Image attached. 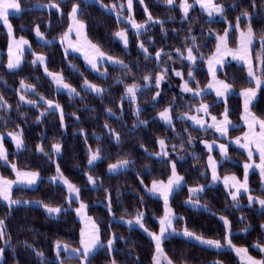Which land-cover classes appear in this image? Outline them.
<instances>
[{
  "label": "trees",
  "instance_id": "1",
  "mask_svg": "<svg viewBox=\"0 0 264 264\" xmlns=\"http://www.w3.org/2000/svg\"><path fill=\"white\" fill-rule=\"evenodd\" d=\"M216 1L224 12L221 17L211 19L196 5L190 8L187 16H183L177 3L172 6L166 0H143L140 5L138 0H134V20L144 23L151 14L153 20L162 23H146L145 29L139 33L127 29L129 40L125 48L114 37L117 30L126 28L122 18L127 11L125 0H19L21 13L10 18L15 35L27 38L32 52L45 56L47 69L60 73L65 82L76 88L78 95L70 97L55 90L42 67L33 64L31 52H27L18 69L8 70L4 61L7 40L0 29V97L3 98L0 105L6 103L8 106H0V132L19 129L25 145L15 151L11 142L4 139L9 153L7 161L15 164L17 169L36 171L40 175L35 187H16L12 190V197L38 200L67 209L57 216H49L39 205L20 204L9 208L0 201V219L5 221V238L0 240V248L3 249L0 264H67L79 260L65 257L62 251L59 254L61 259H56V242L79 246L81 228L73 208L67 207L65 189L49 179L55 174L57 165L80 189V200L86 204L87 213L98 225L101 240L105 243L112 234L117 236L115 250L109 254L106 247L97 249L90 258V264H111L113 259L116 264L152 263V240L140 229L126 226L115 218H131L143 212V223L156 230L162 203L145 192L141 181L149 184L154 179L167 178L171 163H175L176 171L184 177L186 185H206L209 182L207 152L202 141L209 138L224 140L208 129L190 126L181 118L183 113L192 112L196 105L205 102L210 106V114L220 117L227 106L229 119L235 124L240 122L241 99L237 93H231L223 101L217 100L210 92L196 97L182 91L180 83L187 82L192 89L203 88L207 84L205 60L215 49L216 36L223 34L225 29H229V46L236 44L237 17H241L240 28H246L251 23L255 39L264 34V0ZM51 3L59 4L60 10L45 7ZM73 3L80 5L77 18L84 23L87 37L100 50L123 61L127 68L105 64L101 66L105 71L101 75L89 69L78 55L64 52L58 38L68 28ZM244 12L250 16L242 17ZM35 27H39L47 41L35 39ZM141 43L147 49L146 53L139 47ZM254 45L252 55L261 48V56H264V43L260 46L255 40ZM189 48L197 57L195 62L182 58L187 56ZM158 51H162L159 60L156 58ZM165 71V79L158 89L155 78ZM174 71L181 72L182 76H176ZM261 74H264L262 63ZM217 75L234 89L251 85L245 67L234 62L226 63ZM145 76L149 77L148 82L144 80ZM85 80L103 91L97 94L85 88ZM21 81L31 85L34 91L21 90ZM133 84L140 86L135 103L125 94L126 87ZM157 92L160 95L153 100ZM21 95L25 101H35V104L21 101ZM41 97L61 106L63 127L60 112L48 109ZM166 107L172 117L170 125L157 117ZM251 110L264 120V87L258 90ZM242 129V126L231 128L229 136L241 133ZM160 139L165 141L169 151L164 158L154 156ZM56 143L61 145L57 156L52 151ZM37 145L43 147V153L36 150ZM98 149L101 159L89 166L90 150L95 152ZM176 152H184L186 156L180 159ZM228 153L230 160L219 163V173H234L241 177L245 154L233 146H228ZM214 155L219 158L217 152ZM120 160H129L130 167L109 173L108 165ZM0 171L5 176H13L9 166L2 161ZM88 175L96 180L94 187L89 186ZM248 183L249 193L264 199V186H260L259 174L251 172ZM186 195V186L172 194L171 207L177 217H182L175 220V227H187L197 235L224 242L226 228L220 217H226L232 243L245 246L249 253L260 256L252 245H264V231L261 229L264 209L249 206L244 194L238 197L239 207H236L220 185L206 186L197 196L206 209H193L184 204ZM246 227L248 230L242 231ZM162 245L173 264H213V261L239 264L231 250L203 247L176 235L166 237ZM37 252H42L44 258L38 257Z\"/></svg>",
  "mask_w": 264,
  "mask_h": 264
},
{
  "label": "snow or ice",
  "instance_id": "2",
  "mask_svg": "<svg viewBox=\"0 0 264 264\" xmlns=\"http://www.w3.org/2000/svg\"><path fill=\"white\" fill-rule=\"evenodd\" d=\"M132 2L133 0H127V11L129 12V17H131L132 12ZM140 3L143 4V0H140ZM167 3L169 5L174 6V0H167ZM194 3L200 4L201 8L204 9V11L208 12L209 16L211 17L214 13L222 15L224 12V8L221 5L213 4L212 0H194ZM45 7H51L55 8L57 11L60 10L59 4L57 3H51L49 5H46ZM112 8H115V5L111 6ZM183 13L185 16H187L188 11L193 5L188 4L187 0H181L180 5ZM21 11V6L19 3V0H0V22H2L8 29L9 35L12 34V27L9 24V16L13 15L15 13H18ZM80 11V5L78 3H73L71 7V11L69 13L70 20L73 21V26L76 28V31L78 35L80 34V31L84 28V23L77 19L78 13ZM145 11L147 12V8H145ZM242 17H249L250 14L247 12H244L241 14ZM240 20L241 17H237V24L236 29L237 31H240ZM131 27L136 29L139 33V30L145 28V24H137L134 21H131ZM145 23H162L159 20H153V17L151 14H148L147 21ZM72 27V26H70ZM229 29H225V35L223 37H217L218 44H217V50L216 54L209 59V71L213 76V84H210L209 88H214L217 98H224L227 96L228 93L232 91V86L225 83L224 81L216 80V72L219 70L217 66L222 65L224 62V58L226 56H232L233 59H237L240 61H244V63L248 66V76L254 81L255 88H246L242 89L240 92V95L243 97L244 100V110L246 113V117H242L245 119V122L248 124V127L250 131L248 133L244 134V140L245 143H240V138H237L235 143L239 144L241 148H244L247 151L248 159L249 161H252L253 158V150L251 145H255L256 151L259 153L260 157V163L259 164H253V163H245L243 165L244 167V178L243 181H241L239 178H237L235 175L228 176L224 178V184L225 187L229 189V195L231 196L232 201L234 202V205L236 207H239V201L238 196L243 193H249L250 189L248 186V177L249 172L253 168H258L261 176V181L264 183V120H260L257 117H255L250 111L249 107L254 100L255 96L257 95V91L261 88L262 85H264V74L257 75L253 70V64L252 60L249 58V48L253 42L254 33L251 26V23H249L246 31H240V48L237 51H232L227 47V35H228ZM36 36L40 38L41 40L44 39L43 34L40 32L39 27L35 29ZM114 36L117 37L119 40L123 41L124 46L127 47L128 40L126 36V32L124 29H121L114 33ZM260 39L264 41V34L261 35ZM193 42H195V38L193 37ZM28 42L21 38L19 41L16 42L18 50L22 45H26ZM88 46L94 50L95 56L92 58L86 57L88 60V63L91 65L92 69H97V64L102 63L105 60V54L100 50L99 46L95 44L89 43ZM139 47L146 53L147 49L144 48L143 43L139 45ZM78 50V49H77ZM179 52V50H177ZM162 56V51H158L156 53V58L159 60ZM184 59H187L189 62H195L197 59L196 56L193 55L192 48L187 49V56L183 57ZM109 63L112 64H118L121 67L127 68V65L124 64L123 61L113 58V57H107L106 58ZM257 60L260 61L262 64H264V56H257ZM41 64L45 65V57L43 55H35V59L33 60V64ZM20 59L17 56L15 59L12 58L11 55V47H10V58L8 62V69H15L19 67ZM45 73L49 77H51L53 83L55 84L57 89H65L67 90L69 96L71 97L73 94L78 95L76 93V90L72 88L70 85L66 84L64 82L63 77L58 73H51L48 71L46 65H45ZM174 74L178 77H181L182 74L179 71H174ZM103 75V73L101 74ZM188 75L191 77L192 73L189 72ZM166 71L162 72L161 74H158L155 78V86L159 89L161 82L165 79ZM144 80L146 82L149 81V77L145 76ZM85 88L89 89L92 92H95L97 94H100L103 89L99 88L96 85L90 84L87 80H85L84 85ZM21 87L25 88L26 90H33L31 85H25L23 81H21ZM139 85H130L127 86L125 89L126 96L135 103L136 100V93L139 89ZM182 90L184 92H192L193 89L188 87V83L185 82L182 85ZM203 90H197L194 92V95H202ZM160 95L159 92H157L156 96L153 97V100H156V98ZM43 100L44 98L41 97ZM3 98L0 97V101H2ZM20 100L24 101L29 104H35V101H25V97L23 95L20 96ZM48 109H54L56 111L60 112V119H61V127H63V110L61 109V106L58 103H54L51 100L45 101ZM226 104V101H225ZM3 106L7 108L8 106L6 103H4ZM209 105L202 104L198 111L204 112L206 115L208 114ZM110 111V110H109ZM45 113H41V115H44ZM137 115H139V110H137ZM222 119L218 120L217 117L212 116L211 119L213 121L212 124L205 125V121L203 118H198L196 116L188 117L194 124L199 125L201 128H213L217 133H219L221 136H227L229 131V125L231 124V121L228 119V109L227 106L225 107V111L221 114ZM160 119H162L166 124L172 123V117L170 115L169 108H165L162 112L159 113ZM39 117H37V122H39ZM139 123H146L145 121H140ZM259 125L260 132L257 135L252 129ZM105 127H108L105 125ZM111 131V129H110ZM8 135L11 137V139L14 141L15 146L17 150L19 151L24 145L23 140V134L22 131L16 132V133H8ZM117 140H119V136L117 135ZM192 138H189V143H191ZM3 135H0V161L4 162L7 166V157L9 153L3 146ZM158 143L160 145L161 151L158 153H155L157 156H167L168 153L165 151V141L163 139L158 140ZM205 146L209 149V152H211L214 148V142L209 144L205 142ZM216 147L219 148L221 156L225 157L227 156V146L225 144H219ZM38 152L43 153L44 149L42 146L37 145ZM61 150V145L59 143H56L52 146V151L54 154H58ZM47 155V153H45ZM98 159H101L100 157V150L98 149L95 152H92L90 150L89 152V160L88 164L92 165L95 161ZM209 161V167L212 171V180L215 182L218 180L217 176V161L213 159L211 155L208 157ZM130 163L129 160H120L116 164H110L108 166L109 171H114L118 168H123L127 166ZM12 170L16 174V180L11 181L7 180L3 177H0V200L6 201L9 208H11L14 205H20V204H29V203H36L39 206H42L44 210L49 214V216H54L57 214H60L67 209L61 207V206H52L50 204H43L42 202H31V201H21V200H15L11 198V191L14 184H22L26 186L34 185L37 180L40 178L39 173L35 171H20L16 168L15 164L11 165ZM172 173L169 177L167 183H164L163 181H153L152 186L150 188H147L146 191L153 195H158L159 197L163 198L164 205H165V212L162 217L159 218V232H151L147 228H145L143 223V212H138L136 216L131 220H125L124 223L128 224L129 226H132L133 224L138 225L143 231L147 233V235L151 238V240L155 244V255L153 256V264H160V258L163 257L164 260L167 261V264H172V261L169 260L166 256H164L163 249L161 247L162 240L165 238L166 234H176L177 229L174 227V220L176 219H182V217H177L175 213L172 211V209L168 206L169 204V196L172 194V192L176 189H178L184 178L177 174L176 172V165L173 163L171 165ZM50 180L52 183H61L64 185L68 192L67 197V203L71 205L74 200H79V194L80 189L72 184L66 177L63 176L59 165L56 167V175L53 177H50ZM87 180L90 184L95 185L96 180L93 176L88 175ZM231 182V183H230ZM143 183V181H141ZM234 189V191L232 190ZM203 191V186H197L195 188H189V200L186 201V203L196 205V201L192 200V195L195 193H199ZM248 202L249 206H251L254 202L259 203L262 209H264V199L259 197H253L252 195H248ZM85 208V205L83 203L80 204V207L77 208L75 211L77 215H81L83 209ZM109 212H111V205L109 202ZM82 222L86 223V228H82L80 232V248L72 249L71 251L76 253L80 264H90V258L94 254V252L99 248L106 247L108 249L109 254H111L115 249L113 247L115 242V236L113 235L110 237L106 244L101 240V233L98 225L95 223V221L92 220L91 217H81ZM220 219L223 221L224 226L226 229L230 227L229 221L226 217L221 216ZM243 219V217L241 218ZM261 228H264V225H261ZM247 227L243 229L242 231H247ZM182 234L186 238L193 239L197 241L201 245H207L211 248L215 249H221L225 245L221 244V241L219 240H213V239H206L201 235H197L196 233L190 231L187 227H184L182 230ZM5 238V221L3 219H0V240H4ZM224 240L226 241V246L232 248L237 252L238 255L243 254V257L246 258L247 264H264V259L256 260L253 257L248 255V250L246 248H235L234 245H232L231 239H229V235L226 234L224 237ZM5 243H8L7 240H5ZM55 249L57 252V259L59 258L60 249L63 247L65 251L69 250V246L67 244H63L61 241H57L55 244ZM253 247L257 248L261 253H264V246L260 244H254ZM3 249H0V255H2ZM36 255L40 257L41 259L44 258V254L42 252H37ZM111 264H116L115 259L111 261ZM213 264H221L220 261H213Z\"/></svg>",
  "mask_w": 264,
  "mask_h": 264
},
{
  "label": "rangeland",
  "instance_id": "3",
  "mask_svg": "<svg viewBox=\"0 0 264 264\" xmlns=\"http://www.w3.org/2000/svg\"><path fill=\"white\" fill-rule=\"evenodd\" d=\"M138 1H139V3H140V0H138ZM166 3H167V0H166ZM176 3L178 4V6H179V8H180V10H181L182 15L185 16V14L183 13V11H182V9H181V7H180V5H181V0H174V4H176ZM187 3H188V4H191V5H196V6H198V7H199V8H200L205 14H207V16H208L209 18H211V19L221 17L220 14H215V13L210 17L209 14H208V12L204 11V9L201 8L200 4L194 3V0H192V3H189V0H187ZM212 3H213V4L220 5L216 0H212ZM167 4H168V3H167ZM140 5H142V4L140 3ZM45 6H46V5H45ZM124 7H125V9L127 10V0H125V2H124ZM189 10H190V9H189ZM133 11H134V0H133V2H132V12H131V17H129V12H128V11H126V15H124V16L122 17V18L124 19L125 23H126V28H124V30H125V32H126L127 40H129V34H128L127 29H129L132 33H138L136 29H134V28L131 27L130 19H131V21H134V22L137 23V24H145V27H146V23H145V22H144V23H143V22H137L136 20H134L135 18H134V16H133ZM20 13H21V11L18 12V13H15V14L9 16V24H10L11 27H12V34H11V35H9V32H8L7 27H6L2 22H0V29L5 33V35H6V40H7V41H6V47H5V49H4V57H5V58H4V61H5V67H6L7 69H8L7 65H8L9 58H10V47H11V55H12V58L15 59V58L18 56L19 59H20L19 67L22 65L23 61L26 59V54H27V52H31V53H32V58H31V59H32V62H33V60L35 59V55H36V54H38V55H43V54H41V53H34V52H32V49H31V46H30V41H29L27 38H24V37L16 36V35H15V32H14V29H13V26H12V23H11L10 18H11L12 16L19 15ZM69 13H70V12H69ZM77 19H78V18H77ZM78 20H80V19H78ZM80 21H81V20H80ZM146 21H147V20H146ZM70 26H72V27H70ZM36 28H37V27L34 28V37H35V39H36L37 41H39V42L47 41V40L45 39L44 35H43V37H44L43 40H41L40 38H38V37L36 36V33H35V29H36ZM144 29H145V28H144ZM144 29L139 30V32L142 31V30H144ZM246 29H247V27H246V28H240V31H246ZM119 30H121V29H119ZM119 30H117V31H119ZM117 31H116V32H117ZM240 31H237V34H238V35H237V41H236V44H235L233 47H230V46H229V44H228V35H227V47H228L230 50L234 51V52L237 51V50L240 48ZM40 32H41V31H40ZM41 33H42V32H41ZM224 35H225V32H224L223 34H220V35H217V36H216V44H215L216 46H215V49H214L213 53H212V54H211V55L205 60V66H206V69H207V72H208V82H207V84H206L203 88L193 89L192 92H186V93H188V94L191 95V96L200 97V96H202V95H204V94L210 92V93L214 94L215 97H216V99L219 100V101H223V100H225V98H226L228 95H230L231 93H234V92L237 93V94L240 96V99H241V114H240V122H239L238 124H235V123L232 122V121L229 119V117H228V119L231 121V124L229 125V130H230L231 128L236 127V126H242L243 129H242L241 133H239V134H234V135H232V136H229V133H228L227 136L225 137V136H221V135H220L219 133H217V132L215 131V129H213V128H207V127H205V128H201L199 125L194 124L190 119H188V117L196 116V117H198V118H203V120L205 121V125H208V124H212V123H213L211 117H212V116H215V115H212V114H210L209 112H208V114L206 115L204 112H202V111H198V109L200 108V106H201L202 104H206V105H208V104L205 103V102H201L200 104L196 105L195 108H194V111H192V112H185V113H183V114L181 115V118H183L184 120H186L190 126H192V127H196V128H198V129H200V130L208 129V130L211 131L213 134H215L218 138H223V140H224V141H220V140H218V139L209 138V139H203V141H202V145H203L204 149H205L206 152H207V155H206V165H207L208 174H209V182H208L206 185H205V184H199V185H190V186H189V185H186L185 180H183L181 186H180L178 189H176V190H174V191L172 192V194H173L175 191L179 190V189L182 188L183 186H186V188H187V195H186V198L184 199V204H186L187 206H189V207H191V208H193V209H206L207 207H206L205 204H203L202 202H200L199 199H198V197H197L201 192H199V193H195V194L192 195V200L197 202L195 206H194L193 204L186 203V201L189 200V188H195V187H197V186H203V189H204L206 186L220 185V186H222V187L227 191V193H228V195H229V189L225 187V184H224V178H225V177H228V176L235 175L237 178H239L241 181H243V178H244V167H243V165H244L245 163H253V164H259V163H260L259 153L256 151V147H255L254 144L251 145L252 150H253V158H252V161H249L247 151H246L244 148H241V147L239 146V144L235 143V141H236L237 138H240V143H245V140H244V134H245V133H248V132L250 131V129H249V127H248V124L245 122V119L242 118V117H246V113H245V110H244V100H243V97L240 95V92H241L242 89H246V88H255V83H254V81H252V79L248 76V66L244 63V61H240V60H237V59H233L232 56H230V55H229V56H226V57L224 58V62H223V64L217 66V67L219 68V70H220V69H221L226 63H228V62H234V63L240 64V65H243V66L245 67V70H246V74H247L248 80L251 82V85L248 86V87H245V88H241V89H234V88L232 87V91H231L230 93H228L226 97H224V98H219V99H218L217 96H216V93H215L214 88H209V87H208L210 84H213V76H212V74H211L210 71H209V64H208V61H209L210 58H212V57L216 54L217 44H218L217 37H223ZM114 37H115V36H114ZM21 38H23L24 40H26L28 43H27L26 45H22V46L20 47V49L18 50L17 45H16V42L19 41ZM115 39H116V40H117V41H118L123 47H125L123 41L119 40L117 37H115ZM58 40H59V42L61 43L64 52H66V53H73V54L78 55V56L83 60V62L85 63V65H86L89 69H91L92 71H95V72H97V73H99V74H102V73L104 74L105 71L101 68V66H104L105 64L113 65L112 63H109V62L107 61V59H106L107 57H111V56H109L108 54H106L105 52H103V51L101 50V51L105 54V60H104V62H102V63H98V64H97V69H98V70H94V69H92V67H91V65L88 63V60L86 59V57H88V58L90 59V58H92V57L95 56V52H94V50L91 49V48L88 46L89 43H91V44H94V43H93V42L87 37V35H86V31H85V26H84V28L80 31V34L78 35V33H77V31H76V28L73 26V21L70 20V18H69L68 28H67L66 31L63 33V35H62L60 38H58ZM255 40H256V42H257L260 46L263 45L264 41H262L261 39H255V37H254V38H253V42H252V44H251V46H250V48H249V58L252 60L253 70H254V72H255L257 75H260V65H261V62L257 60V56H261V48L258 49V50H256V51H254V56L252 55V47H253V45H254V41H255ZM254 47H255V45H254ZM125 48H126V47H125ZM77 49H78V50H77ZM43 56H44V55H43ZM44 57H45V56H44ZM0 58H1V51H0ZM37 64H39V63H37ZM39 65L42 67L43 73H44L45 76L50 80V82L52 83L54 89L57 90V91L64 92L65 94L69 95L68 92H67V90H65V89H57L56 86H55V84L53 83L51 77H49L48 75H46V73H45V65H41V64H39ZM19 67L15 68V69H18ZM15 69H8V70H15ZM48 71H49V70H48ZM49 72H51V71H49ZM51 73H57V72H51ZM58 74H60V73H58ZM215 79H216V80H220V81H224L225 83L229 84L226 80H224V79L218 77L217 72H216ZM64 82H65V81H64ZM65 83L68 84L67 82H65ZM184 83H185V82H181V83H180V88H181V90H182V85H183ZM24 84H25V85H29V84H26V83H24ZM68 85H69V84H68ZM83 85H84V83H83ZM229 85H230V84H229ZM70 86H71V85H70ZM71 87L74 88V89L76 90L75 87H73V86H71ZM188 87H189V86H188ZM261 87H264V85H262ZM20 88H21V90H24V91H32V90H26L25 88H22V87H21V84H20ZM191 89H192V88H191ZM197 90H203V94H202V95H199V96L194 95V92H196ZM182 91H183V90H182ZM76 93H77V90H76ZM94 93H95V92H94ZM257 93H258V91H257ZM74 95H75V94H73L72 96H74ZM256 96H257V95H256ZM256 96H255V98H256ZM255 98H254V100H255ZM40 100H41V101H45L44 99L42 100L41 98H40ZM254 100H253V101H254ZM253 101H252V102H253ZM251 104H252V103H251ZM166 108H167V107H166ZM164 109H165V108H164ZM164 109H163V110H164ZM163 110H161L160 112H162ZM249 111H250L255 117H257L258 119L263 120L262 118L256 116V115L252 112V110H251V105H250V107H249ZM160 112H159V113H160ZM159 113L157 114V117L159 118V120H160L161 122H163L164 124H166L162 119H160V117H159ZM215 117H217V116H215ZM217 119H218V120L222 119V116L220 115V117H217ZM166 125H169V124H166ZM19 131H20L19 129H16V130H13V131L0 132V135H3V141H2V142H3V146H4V148L7 150V152H8V149H7L6 146H5V140H4V139H8V140L11 142V144H12L14 150H15V151H18L17 148H16V146H15L14 141L11 139V137L8 135V133H16V132H19ZM252 131H254V132L258 135L259 132H260L259 125L257 124V125L252 129ZM205 142H207V143H209V144H211V143L214 142V148H213V150H212L211 152H209V149L205 146ZM158 144H159V143H158ZM219 144H225V145L227 146V156H226V158L221 156V153H220L219 148L216 147V146L219 145ZM228 146H233V147L239 149V150L242 151V152L245 154V156H246V157H245V160L242 162V169H243V171H242V176H241V177L237 176V175L234 174V173L220 174L219 171H218V166H219V163H220L221 161L230 160V156H229V153H228ZM160 151H161V148H160V145H159L158 152H160ZM165 151H166L167 153H169V151H168L167 148H166V145H165ZM158 152H157V153H158ZM215 152L218 153L219 158H216V156L214 155ZM59 153H60V152H59ZM59 153H58V154H59ZM58 154H55V155L57 156ZM175 154H177L178 158H180V159H181L182 157H185V156H186L184 152H176ZM209 155H211V156L213 157V159L216 160V161L218 162V163H217V176H218L219 178H218V180H216L215 182H213V180H212V171H211V168L209 167V161H208V157H209ZM154 156H155V157H158V158H164V157H166V156H157V155H154ZM98 160H99V159H98ZM98 160H97V161H98ZM97 161H95V162H97ZM95 162H94V163H95ZM117 162H118V161H117ZM117 162H114V163H111V164H116ZM3 163H4V162H3ZM94 163H93V164H94ZM93 164H92V165H93ZM172 164H173V163H171V165H172ZM7 165L9 166L10 170L13 172V176H12V177L5 176V175H3V174L1 173V171H0V177H3V178H5V179H7V180L15 181V180H16V174H15V172H14V171L12 170V168H11L12 163H10V162L7 161ZM88 165H89V164H88ZM109 165H110V164H109ZM109 165H108V166H109ZM171 165H170V170H171V171H170V174L168 175L167 178H165V179H154V180H155V181H163L164 183H167V181H168V179H169V177L171 176V173H172ZM89 166H91V165H89ZM128 167H130V164H128L127 166H125V167H123V168H118V169H116V170H114V171H109V168L107 167V171H108L109 173H115V172H117V171H120V170L126 169V168H128ZM18 170H20V171H32V170H28V169H18ZM35 172H36V171H35ZM176 172H177V171H176ZM251 172H256V173H258L259 176H260V172H259V169H258V168H253V169H251L250 172H249V175L251 174ZM62 174H63V173H62ZM177 174L180 175L178 172H177ZM55 175H56V172H55V174H54L53 176H55ZM39 176H40V175H39ZM53 176H51V177H53ZM63 176L66 177L64 174H63ZM180 176H182V175H180ZM182 177H183V176H182ZM66 178H67V177H66ZM183 178H184V177H183ZM49 179H50V177H49ZM67 179H68V178H67ZM248 179H249V177H248ZM38 180H39V179H38ZM38 180H37V182H36L34 185H31V186H26V185H22V184H14L12 190H13L14 188H16V187H25V188H32V187H35V186L37 185V183H38ZM68 180H69V179H68ZM154 180H152L149 184H144V183H142V185H143V188H144L145 192H146L148 195H150V196H152V197H155V198H158V199L161 201V203H162V213H161V215L157 218V224H158V225H157V229H156V230L149 229L148 227H146L145 224H144V226H145V228H147L149 231H151V232H155V233H158V232H159V223H158V221H159V218L162 217V216L164 215V212H165V205H164V201H163V198H162V197H159L158 195H153V194L149 193L148 191H146L147 188H150V187L152 186V182H153ZM69 181H70V180H69ZM70 182H71V181H70ZM71 183H72V182H71ZM230 183H231V182H230ZM57 184H60V185L65 189V191H66V201H67V197H68L69 194H68V192H67L66 187H65L64 185H62L61 183H59V182H57ZM72 184H73V183H72ZM88 184H89V186H91V187H94V186H95V185H93V184H90L89 182H88ZM74 185H75V184H74ZM248 186H249V183H248ZM260 186H264V183H262V181H261V176H260ZM232 190L234 191V189H232ZM11 193H12V191H11ZM172 194L169 196V204H168V206H169L171 209H172V207H171V203H170V202H171ZM242 194L246 195V197H247V204L249 205V202H248V195H252V194H250V193H243V192H242L240 195H242ZM240 195H239V196H240ZM239 196H238V197H239ZM252 196H253V197H256V196H254V195H252ZM229 197L231 198L230 195H229ZM11 198H12V199H15V198L12 197V194H11ZM15 200L31 201V202H39L38 200H23V199H15ZM0 201H1L3 204H5V205L8 206V204H7L6 201H3V200H0ZM74 201H76V203H75V204H72V203H71L72 205H69V204L67 203V207H72V208H73V210H74V212H75V216H76V218L80 221V225H81L80 232H81V229H82V228H86V223H85V222H82L81 217L83 216V217H85V219H86L87 217H91V216L87 213V206H86V204H85L83 201L80 200V194H79V200H74ZM81 203H83V204L85 205V208L83 209L81 215L78 216L75 210H76L77 208L80 207V204H81ZM22 204H23V203H22ZM29 204H35V205H38V204H36V203H29ZM252 205H256V207H257L259 210H263V209L261 208V206L259 205V203L254 202ZM41 207H42V206H41ZM42 208H43V207H42ZM63 208H64V207H63ZM43 209H44V208H43ZM44 211H45V210H44ZM172 211H173V209H172ZM45 212H46V211H45ZM173 212H174V211H173ZM46 214H48V213L46 212ZM48 215H49V214H48ZM57 215H58V214H57ZM57 215H54V216H57ZM175 215H176V214H175ZM176 216H177V215H176ZM134 217H135V216H134ZM134 217H131V218H129V217H117V218H115V220L118 221V222H120V223H122V224H124V225H126V226H129L128 224L124 223L123 221H125V220H131V219H133ZM91 218H92V217H91ZM92 220L94 221L93 218H92ZM95 223H96V222H95ZM261 225H264V222H263ZM129 227H136V228L140 229L141 231H143L138 225H135V224H133L132 226H129ZM174 227H175V220H174ZM175 228L177 229V233H176V234H166L165 238L168 237V236L176 235V236L183 237V238H185L186 240H189V241L195 242V243L198 244V245H201V244H199L197 241H195V240H193V239H190V238H186V237H184L182 234H179V233H182L183 228H177V227H175ZM261 229L264 231V228H261ZM143 232L147 235V233H146L145 231H143ZM226 234L229 235V239H230V229H229V228L226 229ZM226 234H225V236H226ZM113 235H114V234H112L110 237H112ZM114 236H115V238L117 237L116 235H114ZM147 236H148V235H147ZM148 237H149V236H148ZM149 238H150V237H149ZM165 238H164V239H165ZM204 238H205V237H204ZM80 239H81V236H80ZM80 239H79V246H77V247H73V246H69V245H68V246H69V250H68V251H65V250L63 249V247L60 249V251L63 252V254H64L65 257H75V258H78L77 254L74 253V252H72L71 250H72V249L80 248ZM150 239H151V238H150ZM164 239H163V240H164ZM206 239H211V238H206ZM163 240H162V242H163ZM213 240H216V239H213ZM106 242H107V241H106ZM106 242H105V244H106ZM152 242H153V241H152ZM63 244H65V243H63ZM221 244H222V245H225V246L222 247L221 249H228V250H231V251L233 252V254H234L235 257L237 258L239 264H247V260H246V258L243 257V254L238 255L237 252H236L235 250H233L232 248L226 246V241H225V240H224V242H221ZM254 244H257V243H254ZM254 244H253V245H254ZM258 244H260V243H258ZM232 245H234L235 248H246V249L248 250V248L245 247V246H239V245H235V244H233V243H232ZM253 245H252V247H253ZM260 245L264 246L263 244H260ZM114 246H115V243H114L113 247H114ZM153 246H154V252H153V256H154V255H155V252H156L154 242H153ZM201 246H203V247H207V248H211V247H209V246H207V245H201ZM161 247H162V249H163V245H162V243H161ZM253 248L256 249V250L260 253V256L252 255L251 253H249V251H248V255L251 256V257H253V258L256 259V260L264 259V253H261V252H260L257 248H255V247H253ZM0 249H2V248H0ZM211 249H215V248H211ZM96 251H97V250H96ZM163 252H164V256H166V257L168 258V256L166 255L164 249H163ZM153 256H152V263H151V264H153ZM56 259H57V252H56ZM60 259H61V256L59 255V258H58L57 260H60ZM78 259H79V258H78ZM168 259H169V258H168ZM2 260H3V253H2V255H0V262H1ZM169 260H170V259H169ZM61 264H66V263H61ZM67 264H80V260H78L77 262H74V263H67ZM160 264H167V261L164 260L163 257H161V258H160ZM172 264H173V263H172Z\"/></svg>",
  "mask_w": 264,
  "mask_h": 264
}]
</instances>
